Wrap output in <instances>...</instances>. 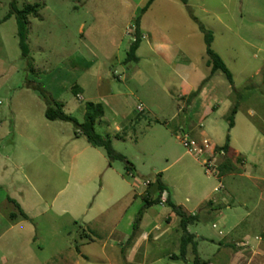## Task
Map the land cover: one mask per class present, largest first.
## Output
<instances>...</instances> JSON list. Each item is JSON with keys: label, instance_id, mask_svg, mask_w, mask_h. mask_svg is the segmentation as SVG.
<instances>
[{"label": "rangeland", "instance_id": "rangeland-1", "mask_svg": "<svg viewBox=\"0 0 264 264\" xmlns=\"http://www.w3.org/2000/svg\"><path fill=\"white\" fill-rule=\"evenodd\" d=\"M147 1L0 0V264H127L124 239L146 193L158 197L157 175L170 200L197 216L188 232L201 260L264 264V0H154L140 21L139 61L124 64ZM26 5L38 7L27 17L22 58L14 12ZM193 17L212 33L233 87L222 72L210 75ZM206 78L194 98L184 92V79L195 91ZM36 84L78 123L86 102L102 105L95 132L126 161L108 167L104 151L72 123L47 121L30 88ZM227 134L236 172L218 178L223 158L213 148ZM185 136L204 153L190 152ZM9 200L29 219H11L17 211ZM144 210L141 230L170 226L173 239L181 236L165 201ZM174 241L147 243L143 258L129 264H193L190 249L185 261L166 256H178Z\"/></svg>", "mask_w": 264, "mask_h": 264}, {"label": "trees", "instance_id": "trees-1", "mask_svg": "<svg viewBox=\"0 0 264 264\" xmlns=\"http://www.w3.org/2000/svg\"><path fill=\"white\" fill-rule=\"evenodd\" d=\"M182 4L187 6V0H179ZM154 2V0H148L147 3L143 8L139 10L138 16L133 21V39L132 42L126 52V57L123 61L124 64L129 62H138L139 59L136 55V51L138 50L140 43L142 41V34L140 31V21L141 17L145 14L147 9L150 5ZM37 7L36 5H26L21 10L15 11L16 17V25H17V35H18V46L20 49L21 57L27 58L28 57V46L26 44V34H27V17L29 15H36L37 14ZM188 8V7H187ZM188 10H190L188 8ZM194 21L196 19L192 18ZM197 22V21H196ZM199 31L203 34L204 44H205V54L207 56L206 66L210 68V75H212L216 71L222 72L225 76L228 84L233 87V78L221 58L212 50L211 44L213 41L212 33L205 29V27L197 22ZM208 81V78L204 79L199 87L192 92L189 96L190 98H194L202 88V86ZM30 88L36 93V95L45 103L46 109L44 112V117L47 121H61L65 123H72L76 130V135L81 134L85 137L86 142L93 148L102 149L109 161L108 167L112 161L119 160V161H126L125 158L117 153L112 148L111 140L108 137L101 136L95 132L94 126L96 121H100V119L104 116V109L102 105L95 104L91 102H86L84 104V115L83 121L78 123L74 118L67 115L63 111V105L51 100L46 92L42 89L39 84L31 85ZM72 93L75 96H78L81 90L77 86H73L71 89ZM238 110V104L235 103L232 105L229 113L226 117L227 122V130L228 133L230 130L233 129L235 122L234 118ZM229 135L227 134L224 140V144L219 147L213 148V155H220L222 156V161L216 166L215 168V175L218 178L223 177L224 175L235 173L236 168L234 164L231 162L230 152L231 148L229 145ZM240 161V158H236V162ZM126 172L131 173L132 166L129 165L128 162H125ZM152 184L150 183L149 186ZM155 190L159 192L157 198L152 199L149 193L143 197L144 207L149 208L153 205L160 204L161 196L166 195L165 203L170 208L171 212L178 218V228L181 232L180 242H179V254L178 256H172V259H181L185 261V257L187 255L188 249H190L193 255V264H208L207 262L201 260L198 257L197 253V243L195 242V236L188 232V227L197 220L196 215L189 214L186 212L181 206L175 205L171 200L170 196L167 193L166 186L161 181V175H157L155 181ZM11 201V200H9ZM16 210L19 213V216L23 219H28L27 216L22 212L19 206L14 202L11 201ZM212 201L208 200L205 204L206 207H210L212 205ZM144 208V209H145ZM144 209L140 210L137 213V216L132 224L131 234L128 236L124 248L121 250V254H124V250L131 244L133 239L135 238L136 234L139 231V225L142 221L144 215ZM17 215L11 214L10 218L15 219Z\"/></svg>", "mask_w": 264, "mask_h": 264}, {"label": "crops", "instance_id": "crops-1", "mask_svg": "<svg viewBox=\"0 0 264 264\" xmlns=\"http://www.w3.org/2000/svg\"><path fill=\"white\" fill-rule=\"evenodd\" d=\"M141 31V30H140ZM142 34V33H141ZM142 38H143V35H142ZM160 46V45H159ZM157 50H158V47H155ZM137 52V51H136ZM181 85H184V92L186 94H189L190 92H193L194 90L192 89V87H190L188 85V83L185 81V79L183 80L182 84ZM207 87V84L203 87L202 91H204V89ZM185 94V95H186ZM210 97L212 96L213 97V92L211 95H209ZM137 111L138 112H142V106L141 104L138 105L136 107ZM235 126V125H234ZM234 128V127H233ZM193 142L197 143V141H194ZM230 148H231V152L233 153H237L230 145ZM238 154V153H237ZM2 156L0 155V158ZM165 195V194H164ZM37 196V199H39V196L38 194H36ZM166 198V197H165ZM13 201V200H11ZM10 201V202H11ZM16 204L17 202L14 201ZM18 205V204H17ZM19 206V205H18ZM20 207V206H19ZM22 209V212L27 216V218L29 219V216H28V213H26V210L23 208ZM17 211V210H16ZM17 213V217L19 219H23L19 216V213L18 211L16 212ZM11 214H15V213H10ZM172 214V213H171ZM16 215V214H15ZM174 215V214H173ZM168 217L170 218V223L172 222V216L168 215ZM175 220V218H174ZM177 221V225H178V219L176 220ZM170 227V226H168ZM168 227H160V225H155L154 227H152L151 229L149 230H141V228L139 227V231L138 233L136 234L135 238L133 239V241L131 242V244L125 249L124 251V254H123V262L129 264V263H133L136 259V257L138 255H140V259L143 258L144 254L146 253V244H153V245H158V244H165V242H169V240L172 239L175 240L174 241V245H177L179 246V242H180V236L173 239L171 237V234H170V229ZM127 240V237L124 239V242H126ZM124 242H119V246L121 247V245L124 243ZM264 243V242H263ZM251 249V248H250ZM127 250V251H126ZM248 251V249H243L241 252H246ZM262 253L264 254V247L262 248ZM141 253V254H140ZM169 259L171 260H178V259H172V256H174L173 254H168L166 255ZM264 257V256H263ZM252 258V257H249V259ZM263 261H264V258H261ZM160 259L157 260V262L159 261Z\"/></svg>", "mask_w": 264, "mask_h": 264}, {"label": "built area", "instance_id": "built-area-1", "mask_svg": "<svg viewBox=\"0 0 264 264\" xmlns=\"http://www.w3.org/2000/svg\"><path fill=\"white\" fill-rule=\"evenodd\" d=\"M182 143H183V145L185 146V147H187V148H191V147H193L192 149H189V151L190 152H194V153H198V154H202V153H204L203 151V149H201V148H199L198 146H197V144H195V142H193V141H190L189 140V138L187 137V136H185L183 139H182ZM208 144H209V142L207 141V140H203L202 141V145H203V147H204V149H206L207 147H208ZM212 155V154H211ZM150 184V182L149 181H146L145 182V185H149ZM161 203L160 204H162V201H165V200H163V198L161 197Z\"/></svg>", "mask_w": 264, "mask_h": 264}]
</instances>
